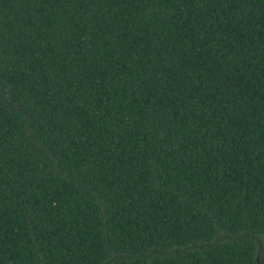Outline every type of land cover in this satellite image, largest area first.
Wrapping results in <instances>:
<instances>
[{
	"label": "trees",
	"instance_id": "obj_1",
	"mask_svg": "<svg viewBox=\"0 0 264 264\" xmlns=\"http://www.w3.org/2000/svg\"><path fill=\"white\" fill-rule=\"evenodd\" d=\"M264 0H0V264H259Z\"/></svg>",
	"mask_w": 264,
	"mask_h": 264
},
{
	"label": "rangeland",
	"instance_id": "obj_2",
	"mask_svg": "<svg viewBox=\"0 0 264 264\" xmlns=\"http://www.w3.org/2000/svg\"><path fill=\"white\" fill-rule=\"evenodd\" d=\"M258 260H259V261H258L259 264H264V259H263L262 257H259Z\"/></svg>",
	"mask_w": 264,
	"mask_h": 264
}]
</instances>
